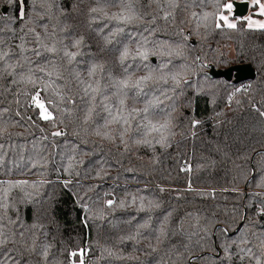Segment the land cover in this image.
<instances>
[{
  "label": "snow or ice",
  "instance_id": "6c2138e0",
  "mask_svg": "<svg viewBox=\"0 0 264 264\" xmlns=\"http://www.w3.org/2000/svg\"><path fill=\"white\" fill-rule=\"evenodd\" d=\"M6 2L19 12L10 16L0 8V264H96L115 255L117 244L109 248L81 236L75 246H58L49 239L51 225L60 228L55 212L69 189L85 228L90 221L110 226L121 233L119 245L132 243L146 257L118 259L264 264V152H255L260 160L244 173L246 185L258 190L222 189L239 197L231 208L179 203H188L189 193L193 204L196 197L216 199V188L195 187V177L215 167L213 152H223L209 144L205 163L194 168L180 151L203 127L185 111L194 97H211L215 105L223 91L229 108L249 110L264 123V51L254 50L251 57L258 78L254 74L236 86L212 70L227 63L225 54L209 59L217 50L203 43L213 33L264 34V0H242L249 14L240 16L236 0H75L71 11L62 0ZM194 35L201 37L199 44ZM29 126L40 135L30 133L32 154L25 159L10 129ZM142 153H150V175L157 166L165 179L185 174V187L155 185L159 194L177 193L175 206L163 195L141 194L153 191L151 180L128 191L123 174L136 177L131 162H144ZM162 158L171 160L176 177L171 167L163 169ZM109 179L115 181L111 191L104 190ZM129 209L134 214L116 215Z\"/></svg>",
  "mask_w": 264,
  "mask_h": 264
},
{
  "label": "trees",
  "instance_id": "16d2710c",
  "mask_svg": "<svg viewBox=\"0 0 264 264\" xmlns=\"http://www.w3.org/2000/svg\"><path fill=\"white\" fill-rule=\"evenodd\" d=\"M30 5L31 0H26ZM75 0H62L63 6L71 11ZM0 8H6L8 15H13L14 13L18 15L19 8L18 5H7L6 0H0ZM192 39L196 40L199 44L201 42V37L193 36ZM206 46H211L216 49L217 52L210 54L209 59L212 55H216L217 58L220 52L225 54L224 59L227 63L214 64L213 70L224 71L229 67L236 65L248 64L252 66L257 74L258 78V64L252 63L251 57L253 51L256 52L264 51V34L258 32H245V33H231L230 35L224 34H210L207 39L203 41ZM240 53V55H237ZM260 57L257 56V61ZM222 82H229L228 80L219 77ZM232 82V81H231ZM233 83V82H232ZM240 83L236 84L239 86ZM211 97L206 96H196L194 97L193 104L191 108L186 109V114L194 116L196 119L203 121V127L200 129L199 137L195 140H189L185 144L181 145L180 151L184 153L188 159V162L195 168L199 164H204L205 160L202 157H206L208 152L206 149L209 144L216 145L219 144L223 148V152L216 154L213 152L212 159L215 160V167L209 168L207 171L196 174L194 186L197 188H216V199L208 202H203L199 197L195 198L194 204L191 202L193 196L191 193L188 195V203L180 201L182 207L192 208V207H203L205 203H209L213 206H219L223 209L225 206L231 208L234 202L239 200L236 193L231 191H222V189H231L233 187L240 189L241 192H251L256 191L252 186H248L244 180V173L249 171L250 165H254L260 160V156L255 155V152H264V123L258 121L255 116L249 110L237 109L233 104L231 108L228 107L226 102V93L221 91L216 97L215 105L211 102ZM259 99V97H257ZM13 116L15 111V105H12ZM23 112V109H20ZM220 113L219 117H216V113ZM6 119L8 117H5ZM16 119H19L16 117ZM223 122L219 127H215L217 121ZM15 135L12 137V141L15 144L20 145V152L25 156V159L32 154V137L30 133H35L39 137L40 133L37 129H33L30 126L26 130L24 127H17L10 129ZM69 132L72 129L68 130ZM201 140L204 143H201ZM224 153L227 155L225 156ZM175 155V151L172 153ZM145 155V161L133 160L131 162L132 166L136 169V177H131L130 173H124V176H128L127 189L128 191L135 192L137 187L143 188L145 184L151 180L152 183L148 186L153 189L151 192L141 193L151 198L153 195H163L167 203H171L173 206L177 204L174 199L177 193H165L159 194L155 191V185L157 183L162 184L165 187L174 186L177 188H182L186 186L184 180L185 174H180V179H165V173L160 171L161 166H157L156 172L150 175L151 169L147 168V157L150 155L142 153ZM253 156L255 157L254 159ZM13 158L19 162V157L13 152ZM163 159V169L167 170L172 168V176L176 177L175 166L172 165L170 159ZM125 166H128L126 161ZM19 174L17 173V176ZM112 176H116V172H112ZM142 176V179L140 177ZM51 179H56V174L52 173ZM96 183V181H86V183ZM115 181L109 179L105 182L104 190L111 191L110 185H113ZM121 186L125 185V180L121 178L119 181ZM117 193H121L122 188L116 189ZM171 197V199H169ZM167 203L165 206H167ZM211 210H214L211 209ZM134 214V209H129L128 212H117L118 217L126 218L127 216ZM83 213L78 208L74 202V196L72 195V190L69 189L67 192L63 193L62 199L57 206L55 217L58 221L60 228L56 227V224L51 225V235L49 239H55L57 245L59 246L62 241L68 242L75 246L81 236L85 242L89 240L96 244L99 241L101 246H107L112 248L113 244H117V247L113 249L115 255L112 257H107L99 259L96 264H138L137 261L131 259H118L117 256H139L140 260L146 259L144 254L140 251L134 249L132 243H126L123 245L118 244V236L120 232H113L110 226L99 224L98 222H92L91 227L85 228L80 220ZM29 220H31L32 212L31 209L28 210ZM128 226H124L123 231L127 232ZM58 254V253H57ZM100 256L99 250L94 254V259Z\"/></svg>",
  "mask_w": 264,
  "mask_h": 264
},
{
  "label": "water",
  "instance_id": "95a60500",
  "mask_svg": "<svg viewBox=\"0 0 264 264\" xmlns=\"http://www.w3.org/2000/svg\"><path fill=\"white\" fill-rule=\"evenodd\" d=\"M248 10L249 9L245 7L242 1H236V8H235L236 15L238 16L246 15L248 13ZM216 72L222 73L223 75L220 77L228 81H232L235 84L250 81L253 75L255 74V71L252 68V66L248 64L236 65V66L229 67L228 69L224 71H216Z\"/></svg>",
  "mask_w": 264,
  "mask_h": 264
},
{
  "label": "rangeland",
  "instance_id": "374dc122",
  "mask_svg": "<svg viewBox=\"0 0 264 264\" xmlns=\"http://www.w3.org/2000/svg\"><path fill=\"white\" fill-rule=\"evenodd\" d=\"M247 14H249V11H248V13H247ZM247 14H246V15H247Z\"/></svg>",
  "mask_w": 264,
  "mask_h": 264
},
{
  "label": "built area",
  "instance_id": "2783aa9c",
  "mask_svg": "<svg viewBox=\"0 0 264 264\" xmlns=\"http://www.w3.org/2000/svg\"><path fill=\"white\" fill-rule=\"evenodd\" d=\"M238 1H242V0H238Z\"/></svg>",
  "mask_w": 264,
  "mask_h": 264
},
{
  "label": "crops",
  "instance_id": "0c3cea01",
  "mask_svg": "<svg viewBox=\"0 0 264 264\" xmlns=\"http://www.w3.org/2000/svg\"><path fill=\"white\" fill-rule=\"evenodd\" d=\"M236 1H238V0H236ZM249 11V10H248Z\"/></svg>",
  "mask_w": 264,
  "mask_h": 264
}]
</instances>
